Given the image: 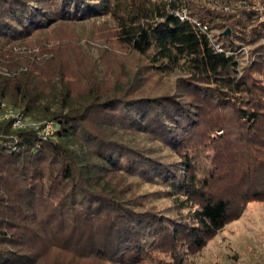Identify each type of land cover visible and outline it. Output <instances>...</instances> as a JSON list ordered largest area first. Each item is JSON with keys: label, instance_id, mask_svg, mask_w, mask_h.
Listing matches in <instances>:
<instances>
[{"label": "trees", "instance_id": "trees-1", "mask_svg": "<svg viewBox=\"0 0 264 264\" xmlns=\"http://www.w3.org/2000/svg\"><path fill=\"white\" fill-rule=\"evenodd\" d=\"M195 1L0 0V114L11 107L56 125L55 135L45 137L0 119V264H86L92 257L132 264L158 247L176 259L179 244L185 250L205 246L246 202L264 199V44L241 69V45L233 40L243 38L240 24L256 15L245 9L195 11ZM187 7L191 17L181 19L177 12ZM101 15L114 21L121 44L146 55L159 70L183 71L175 91L150 92L131 82L109 95L92 91L89 101L56 85L58 75L41 66L27 41L55 23ZM196 21L208 22V30ZM214 28L222 51L211 39ZM228 28L233 37L224 34ZM250 37H264V22L252 27ZM209 103L212 112H228L233 123L217 126L227 133L225 147L213 141L201 172L193 157L198 148L169 163L108 127L119 118L179 152L198 133ZM95 112L102 120L86 123ZM55 159L62 183L70 182L57 199L47 171ZM221 159L232 164L223 168ZM120 169L162 182V192L187 213L171 217L138 209L108 180V171ZM52 253L56 258L46 259Z\"/></svg>", "mask_w": 264, "mask_h": 264}, {"label": "rangeland", "instance_id": "rangeland-1", "mask_svg": "<svg viewBox=\"0 0 264 264\" xmlns=\"http://www.w3.org/2000/svg\"><path fill=\"white\" fill-rule=\"evenodd\" d=\"M195 1V0H194ZM195 11L199 7H207L216 12L236 13L241 10H252L256 15L255 19L245 20V24H240L242 30L238 33L243 38L236 39L231 34L233 40L241 45L239 52L240 67H243L252 60V51L264 44V37L258 40H250V32L253 26L264 22V0H196L194 2ZM189 16L190 9L186 8ZM191 17V16H189ZM238 19H244L242 15ZM208 24V22H205ZM209 26V25H208ZM225 32V31H223ZM220 30L213 29L210 35L220 42ZM33 51L38 53L37 60L42 62L49 70L58 75L57 84L70 87L72 96L76 99L88 98L92 92L99 95L113 94L125 85L134 82L140 88L150 92H170L175 91L176 84L180 77L185 76L183 71L175 69L170 72H162L151 60L143 54L134 51L131 47L121 44L116 37V26L114 21L106 15L94 16L84 20L63 21L55 23L50 27L36 33L27 41ZM50 83V82H49ZM158 92V93H159ZM141 95V92H139ZM94 99V98H93ZM195 100V97L187 96V100ZM87 100L91 101L90 98ZM214 106L209 103L204 109V116L198 133L186 146H182L179 152L171 150L167 145L160 144L150 133H144L135 129H130L121 119L115 118L119 123L113 121L111 132L114 135L129 139L138 146H145L154 152H149V157L162 155L169 163L181 162L185 156L183 153H192L198 148L195 157L199 171L202 165H209L210 158L206 152L214 149L213 141H220L221 147H225L227 133L217 126L222 122L232 125L233 119L228 112H212ZM114 118V117H113ZM37 122L51 123V132L47 137H53L56 133V125L49 120H37ZM102 120L98 112L93 113L86 123L90 121ZM114 124V126H113ZM97 126V125H96ZM95 128L94 125L90 126ZM229 132V129L227 130ZM77 136L81 131H76ZM80 135V136H81ZM226 135L224 137H220ZM212 142V143H211ZM91 143L89 142L90 146ZM200 150V151H199ZM205 151V153L203 152ZM219 165L223 168L229 167L231 161L219 160ZM59 160L55 159L48 173L54 177L55 195L54 199L64 198L70 189V182L62 183V174L56 173ZM221 169V167H220ZM225 170L223 169V172ZM108 180L116 185L128 197L134 199L138 209L151 210L160 215L178 217L187 213V210L179 209L175 206L173 199L166 196L161 189L162 182H154L142 176H131L125 169L108 171ZM107 175L105 176L107 180ZM223 175V174H222ZM224 178L230 177L226 173ZM62 184L61 187L57 188ZM61 189H64L60 194ZM71 222L65 223L68 226ZM178 257L172 259L168 251L164 248L151 249L141 262L132 264H264V199L249 200L242 208L240 215L228 222L224 227L217 230L207 241L206 245L188 250L183 249L184 244L178 245ZM53 249V248H52ZM56 251V249H54ZM54 260L55 254L47 255L46 259ZM45 262V261H44ZM86 264H107L92 257ZM111 264H122L111 262Z\"/></svg>", "mask_w": 264, "mask_h": 264}, {"label": "built area", "instance_id": "built-area-1", "mask_svg": "<svg viewBox=\"0 0 264 264\" xmlns=\"http://www.w3.org/2000/svg\"><path fill=\"white\" fill-rule=\"evenodd\" d=\"M177 14L180 16L181 19H186L190 18L187 15L186 9H183ZM197 25L201 27L203 30H208V24L205 22L201 21H196ZM211 36V35H210ZM211 39L214 42L215 47L219 50L222 51V48L219 43H215L214 39L211 37ZM26 115H24L22 112L13 109L9 107L6 109L2 114H0V119H11L12 120V126L13 128H27V127H32L36 130H39L41 134H43L45 137L50 135V130H51V123L46 124L45 122H37L32 119H28Z\"/></svg>", "mask_w": 264, "mask_h": 264}, {"label": "water", "instance_id": "water-1", "mask_svg": "<svg viewBox=\"0 0 264 264\" xmlns=\"http://www.w3.org/2000/svg\"><path fill=\"white\" fill-rule=\"evenodd\" d=\"M231 31H230V29H227L225 32H224V34H229Z\"/></svg>", "mask_w": 264, "mask_h": 264}]
</instances>
